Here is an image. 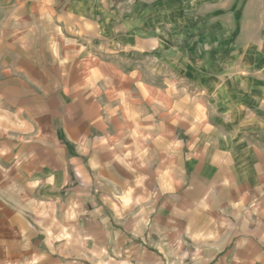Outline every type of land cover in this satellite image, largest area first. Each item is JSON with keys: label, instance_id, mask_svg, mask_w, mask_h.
Returning <instances> with one entry per match:
<instances>
[{"label": "crops", "instance_id": "0c3cea01", "mask_svg": "<svg viewBox=\"0 0 264 264\" xmlns=\"http://www.w3.org/2000/svg\"><path fill=\"white\" fill-rule=\"evenodd\" d=\"M87 7L0 0V264H264V78L160 86Z\"/></svg>", "mask_w": 264, "mask_h": 264}, {"label": "rangeland", "instance_id": "374dc122", "mask_svg": "<svg viewBox=\"0 0 264 264\" xmlns=\"http://www.w3.org/2000/svg\"><path fill=\"white\" fill-rule=\"evenodd\" d=\"M89 2L86 12L100 21L106 32L123 34L126 49L132 45L131 32L148 33L143 37L148 50L137 58L142 60L139 69L160 86L170 82L192 84L184 78L185 72L195 76L205 71L239 69L240 77L250 85L264 78L263 73L258 74L262 70H255L261 65V57L251 51L264 43V0ZM132 52L125 54L127 58L134 59Z\"/></svg>", "mask_w": 264, "mask_h": 264}]
</instances>
